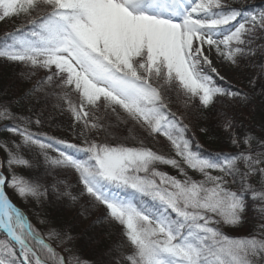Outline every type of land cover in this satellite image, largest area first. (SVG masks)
<instances>
[{
    "label": "snow or ice",
    "instance_id": "snow-or-ice-1",
    "mask_svg": "<svg viewBox=\"0 0 264 264\" xmlns=\"http://www.w3.org/2000/svg\"><path fill=\"white\" fill-rule=\"evenodd\" d=\"M0 25L22 69L0 86V264H264V115L256 135L238 111L264 97V8L0 0ZM48 208L115 240L83 259ZM250 209L259 229L233 235Z\"/></svg>",
    "mask_w": 264,
    "mask_h": 264
},
{
    "label": "trees",
    "instance_id": "trees-1",
    "mask_svg": "<svg viewBox=\"0 0 264 264\" xmlns=\"http://www.w3.org/2000/svg\"><path fill=\"white\" fill-rule=\"evenodd\" d=\"M5 26H0V32L3 31ZM22 69L19 67L4 66L0 65V86L5 84H10L17 79L19 72ZM238 88V87H236ZM248 90V88H244ZM259 91V85L257 86ZM238 111L243 112L249 117L246 121L247 124H250L256 135L261 134V117L264 115V97L255 96L247 106L238 109ZM201 143H209L208 139L200 136ZM25 177H28L31 173L28 170L21 169L20 173ZM11 196L12 194L9 193ZM13 202L17 204L22 210L26 212L30 217H32L33 223L35 222V216L33 215V206L29 203H23L20 200L16 199L15 196H12ZM46 211L51 215L52 219L56 223H64L65 221L70 222L74 228V234H80V239L76 242V247L79 249L78 255L83 259H91L95 256L96 252L101 248H106L108 244L112 243L115 240V237L108 239L104 236L105 226L102 224H97L94 227L93 222L97 219L99 213L89 216L87 219L78 217L75 210L68 212H57L55 209L48 208ZM260 221L259 217L256 215L254 209H250L247 214V220L242 229L235 233L237 236H247L250 233L256 232L259 229ZM94 237L99 241V244L93 248L89 242L88 237Z\"/></svg>",
    "mask_w": 264,
    "mask_h": 264
},
{
    "label": "rangeland",
    "instance_id": "rangeland-1",
    "mask_svg": "<svg viewBox=\"0 0 264 264\" xmlns=\"http://www.w3.org/2000/svg\"><path fill=\"white\" fill-rule=\"evenodd\" d=\"M244 2L246 3V5L254 7L256 11H259L260 9L264 8V0H244ZM221 71L228 77V79L231 81V84L233 86L241 88V89L248 88L246 75L244 77H241L240 75L234 74L232 71L226 68H222ZM114 131L119 136H124L128 134L127 129H125L124 127L114 129ZM169 172L170 174H174L172 170L170 169H169ZM23 203H26V202H23ZM35 222H36V218H35ZM232 234L235 235V233H232Z\"/></svg>",
    "mask_w": 264,
    "mask_h": 264
}]
</instances>
